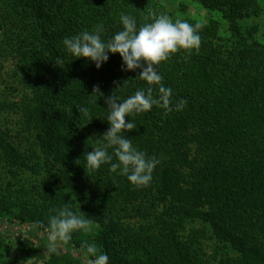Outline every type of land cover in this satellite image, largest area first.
Listing matches in <instances>:
<instances>
[{"label":"trees","instance_id":"trees-1","mask_svg":"<svg viewBox=\"0 0 264 264\" xmlns=\"http://www.w3.org/2000/svg\"><path fill=\"white\" fill-rule=\"evenodd\" d=\"M194 1L220 12L229 36L215 20L202 23L199 53L158 67L173 101L187 100L182 111L153 106L126 118L133 146L161 160L150 185L136 188L108 164L89 171L85 156L106 143L105 98L122 102L149 85L140 69L122 70L118 53L97 69L62 41L100 23L111 39L122 12L137 27L149 13L170 14L153 0H0V53L14 62L16 87L0 98V218L47 226L54 209L72 206L94 224L69 244L82 255L94 242L108 264H264V42L253 38L257 27L239 26L262 10L257 0ZM97 85L103 96L92 94ZM35 232L16 243L26 257L47 243ZM8 250L0 232V264H18ZM41 264L81 260L62 251Z\"/></svg>","mask_w":264,"mask_h":264},{"label":"clouds","instance_id":"clouds-1","mask_svg":"<svg viewBox=\"0 0 264 264\" xmlns=\"http://www.w3.org/2000/svg\"><path fill=\"white\" fill-rule=\"evenodd\" d=\"M149 20L151 22H147ZM144 21L146 22L137 27L136 19L122 12L120 22L123 30L115 33L111 39L106 41L102 39L104 25L100 23L95 25L92 31L85 30L62 41L67 53L76 59L85 58L94 62L97 69L109 60V53H118L123 64L126 65L122 67V70L140 69L138 77L149 85L146 90L138 89L134 95L122 102L114 94L105 98L104 103L109 113L106 119L110 125L102 136L106 143L93 148L85 156L89 171H96L102 165L108 164L110 172L127 177L136 188H145L150 185L153 172L161 160L156 156L148 157L144 151L133 146L131 139L127 138L125 133L135 130L136 125L127 122L126 118L148 112L153 106L164 109L165 115L183 110L187 100L173 101V90L164 86L163 77L157 69L180 52L187 54L185 59L193 52L198 54L202 44L199 32L204 27L200 22L193 25L179 18L173 21L169 15L157 16L154 12L145 16ZM63 62V59L57 57L55 64L59 66ZM96 93L100 96L104 95L98 85L92 89V94ZM77 110L85 117L89 114V109L86 107H79ZM108 149H113V152L110 153ZM114 156L117 160L115 163ZM53 211L55 215L49 217L47 226L41 221H36L30 225V230L37 231L39 234V230L43 229L47 233V252L59 256L74 233H91L94 222L87 218L85 213L81 211L77 213L67 204ZM81 253V264H108L109 262L107 254L94 242L83 243Z\"/></svg>","mask_w":264,"mask_h":264},{"label":"rangeland","instance_id":"rangeland-1","mask_svg":"<svg viewBox=\"0 0 264 264\" xmlns=\"http://www.w3.org/2000/svg\"><path fill=\"white\" fill-rule=\"evenodd\" d=\"M158 8L163 9L167 14H170L173 21L177 18L181 20H190L200 23H207L210 20H215L221 25V30L219 35L221 37H228L229 33L226 32V22L222 18L220 12H211L203 9V7L194 0H153ZM261 7V14L259 17H250L248 19L239 22V26L242 31L257 27V32L253 35V38L257 42H264V0H257ZM14 62L11 58H6L1 56L0 53V98L7 96L9 90L7 87L14 86L13 78ZM13 88H16L15 86ZM16 90V89H15ZM1 121L2 118H1ZM4 122L7 123L5 120ZM10 123V122H8ZM7 123V124H8ZM8 217L0 218V232L4 237V241L8 245V259L15 258L18 264H30L34 261L41 264L47 258L49 253L47 252V243L41 242L39 246V251L34 257H26L25 254H21L16 250V243L18 238L29 237L32 238L36 236V232L30 230V225H19L18 223H10ZM21 234V235H20ZM64 253H69L70 257L73 259H79L81 254L77 252L69 243L62 249Z\"/></svg>","mask_w":264,"mask_h":264}]
</instances>
